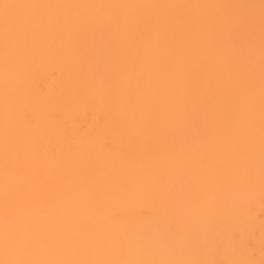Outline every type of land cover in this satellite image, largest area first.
<instances>
[{
    "label": "bare ground",
    "instance_id": "6f19581e",
    "mask_svg": "<svg viewBox=\"0 0 264 264\" xmlns=\"http://www.w3.org/2000/svg\"><path fill=\"white\" fill-rule=\"evenodd\" d=\"M0 264H264V0H0Z\"/></svg>",
    "mask_w": 264,
    "mask_h": 264
}]
</instances>
